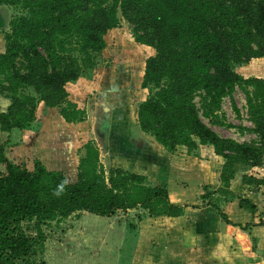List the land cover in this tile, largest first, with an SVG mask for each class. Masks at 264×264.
Returning <instances> with one entry per match:
<instances>
[{
	"label": "trees",
	"instance_id": "obj_1",
	"mask_svg": "<svg viewBox=\"0 0 264 264\" xmlns=\"http://www.w3.org/2000/svg\"><path fill=\"white\" fill-rule=\"evenodd\" d=\"M2 4L27 14L9 21L0 54V94L7 104L0 113V264H37L33 258L43 247V236L27 234L24 223L61 221L82 211L100 217L136 208L155 218L184 214L185 206L173 203L166 187L148 185L146 176L122 168L105 173L92 142L86 144L76 182L40 160L29 169L8 156L13 131L35 124L39 103L59 109L67 123L85 120L68 100L67 85L97 65L104 37L120 24L118 10L133 27L135 40L155 51L146 60L141 84L148 94L137 111L140 130L169 153L211 146L225 160L220 192L226 199L234 198L229 188L237 166L264 172V79L245 78L234 69L264 59V0H0ZM236 89L245 95L246 117L257 137L253 142L221 137L202 119L224 125L223 101L233 100ZM198 93L201 110L194 102ZM121 147L140 160L163 163L141 139L126 137ZM242 180L264 196V177L243 175ZM208 205L231 223L217 204ZM239 206L256 212L249 199L239 198Z\"/></svg>",
	"mask_w": 264,
	"mask_h": 264
},
{
	"label": "rangeland",
	"instance_id": "obj_2",
	"mask_svg": "<svg viewBox=\"0 0 264 264\" xmlns=\"http://www.w3.org/2000/svg\"><path fill=\"white\" fill-rule=\"evenodd\" d=\"M8 10L0 11L4 16L7 15L8 21L27 14V11L20 7L9 6ZM117 15L120 24L104 37L106 47L97 56V65L85 70L78 80L67 85L68 100L84 112L83 127H78L72 133L68 132L71 142L67 143V132L62 127L59 128V123L53 120L59 116V109L49 110L39 103L36 112L37 123L35 122L29 130H21L22 135H15L16 145L11 146L16 147L21 143L22 151H11L12 156L9 158L29 169L35 161L40 160L49 170L61 171L69 182H76L78 165L86 155V144L92 142L99 151L100 168L105 173L109 168H122L144 175L148 185L163 184L167 190H171L170 200L173 203L177 202L176 196L179 197L185 190L188 197L183 202L193 209L205 208L208 204L219 206V203L228 200L223 196L224 193L220 192L223 188L220 175L225 160L221 162L211 146H199L192 153H188L185 147H178L175 152L169 153L154 138L141 133L137 111L148 94V90L142 88L141 84L146 60L155 55V51L138 43L133 27L122 17L120 10ZM2 21L0 18V26ZM262 67L261 61L254 59L248 64L235 66L234 69L245 78H261L264 76ZM25 92L36 95L31 89ZM201 96L202 94L198 93L194 99L200 110ZM246 113L245 95L240 89H236L233 100L225 98L223 101L221 115L224 118L221 119L226 120L224 125H213L210 120L203 117L202 119L221 137L253 142L257 137L251 131V123ZM107 123L110 126L109 131L112 126L114 132L111 136L109 131L106 136ZM225 124H231L232 127ZM120 131L124 132L123 135L128 133V137L141 139L157 156L163 158V163L155 160L147 162L130 152L125 153L121 147L123 141L120 139L123 135H119ZM113 136L117 139L109 144L107 140L113 139ZM104 139H107L106 149ZM38 148L45 152L39 155ZM3 170L0 167V172ZM236 170L237 176L234 179L241 182L243 175L257 178L264 176L263 171L251 170L248 166H237ZM253 190L258 193L256 187H253ZM204 217L206 216L197 212L183 222L195 221L196 225L210 222L204 221ZM208 218H212L211 214ZM180 222V218L150 217L144 209L136 208L117 212L112 217H100L82 211L61 221L40 224L32 221L24 223L23 227L24 231L33 237L43 236V247L33 258L37 264H155L146 262L151 245L157 243L159 238L162 239L160 233H164V228L169 223ZM174 236L177 234L169 239Z\"/></svg>",
	"mask_w": 264,
	"mask_h": 264
},
{
	"label": "crops",
	"instance_id": "obj_3",
	"mask_svg": "<svg viewBox=\"0 0 264 264\" xmlns=\"http://www.w3.org/2000/svg\"><path fill=\"white\" fill-rule=\"evenodd\" d=\"M8 8L9 6H6V4L0 5V11L2 12L9 11ZM2 12L0 13V18L3 20L0 26V54L5 51L4 34L9 28V21L6 19L7 15L5 14L4 16ZM259 61H261V65L264 67V59H259ZM263 67L262 72H264ZM261 78L264 79V76L262 75ZM5 102L6 100L0 94V113L6 109L7 104ZM48 109L51 110L52 108ZM53 109L57 111V109ZM57 113L59 116L53 118V120L59 123V128L62 127L67 132V143L71 142L68 132L72 133L78 127H83L84 121L76 124L67 123L61 118L59 112ZM109 132L110 136L114 134L112 126ZM116 132L118 131L116 130ZM22 133L23 131L21 130H14L11 135V145L8 147V156L10 158L12 156L11 151H22L21 143L16 147H11L16 145L15 141L17 140H14L16 138L15 135H22ZM141 133L145 135V133ZM123 134L124 132L120 131L119 135ZM128 136V133L123 135L120 141H123ZM115 139L117 138L113 136V139L111 138L107 141L110 144L112 140L113 142L116 141ZM60 144L61 137L59 136ZM122 150H125V153L129 152L125 148H122ZM44 152L41 148L37 150L39 155ZM217 157L222 162L223 159L219 156ZM39 158L42 160V157L39 156ZM250 168L251 170L259 169L263 171L260 167ZM156 178L158 177L156 176ZM158 186L166 187L163 184H159ZM253 187L255 186L247 185L236 179L231 181L229 191L234 195V198L219 203V207L227 215L228 220L231 222L230 224L222 221L214 208L207 206L205 208L193 209L189 205L186 206V203L183 201L188 197V193L185 190L182 191L179 197L176 196V203L185 206L184 214L178 217L181 219V222L179 224L169 223L164 228V233H160L162 239L159 238L156 240L157 243L151 245L152 247L146 262H153L155 264H264V196L261 190L258 191L259 194H256ZM168 192L172 198L171 190L168 189ZM240 197L249 199L256 205V212L254 214L239 206ZM197 212L199 215L206 216L204 217V221L208 220L210 222L203 223V225H196L195 221L192 223L183 222L187 217L189 218ZM209 214H211L212 218H208ZM174 234H177V236L169 239ZM139 246L142 247L143 245Z\"/></svg>",
	"mask_w": 264,
	"mask_h": 264
},
{
	"label": "water",
	"instance_id": "obj_4",
	"mask_svg": "<svg viewBox=\"0 0 264 264\" xmlns=\"http://www.w3.org/2000/svg\"><path fill=\"white\" fill-rule=\"evenodd\" d=\"M109 128H110V126H109V124H107L106 129H105L106 136H107V134H108V130H109ZM106 142H107V141L104 142V144H105V148H104V149H106V147H107ZM104 149H103V152H104Z\"/></svg>",
	"mask_w": 264,
	"mask_h": 264
}]
</instances>
